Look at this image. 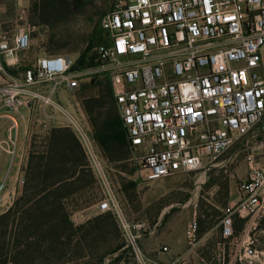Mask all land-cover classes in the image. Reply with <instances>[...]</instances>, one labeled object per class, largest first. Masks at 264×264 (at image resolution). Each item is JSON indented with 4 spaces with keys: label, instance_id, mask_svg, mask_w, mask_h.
I'll list each match as a JSON object with an SVG mask.
<instances>
[{
    "label": "built area",
    "instance_id": "2783aa9c",
    "mask_svg": "<svg viewBox=\"0 0 264 264\" xmlns=\"http://www.w3.org/2000/svg\"><path fill=\"white\" fill-rule=\"evenodd\" d=\"M100 27L94 62L83 65L64 53L27 57L36 27L25 7L17 9L12 28L0 31V121H9L11 162L19 114L38 108L65 115L98 166L91 139L57 93L83 90L101 78L111 85L125 143L144 181L207 168L264 117V0H115ZM237 189L239 199L219 222L218 259L262 264L264 155L248 159ZM106 212L116 217L122 250L144 264L140 240L157 224L128 220L111 191L96 204L95 214ZM236 222L243 224L239 231ZM199 230L191 218L184 231L188 250L198 244ZM170 251L168 244L159 249ZM171 258L165 264H190L188 253Z\"/></svg>",
    "mask_w": 264,
    "mask_h": 264
},
{
    "label": "rangeland",
    "instance_id": "374dc122",
    "mask_svg": "<svg viewBox=\"0 0 264 264\" xmlns=\"http://www.w3.org/2000/svg\"><path fill=\"white\" fill-rule=\"evenodd\" d=\"M2 2L0 31L14 26L17 9L21 7H25L28 21L36 27L27 57L33 58L44 52L70 54L73 58L84 54L87 64H92L93 47L102 36L101 20L115 0H19L18 5L16 0ZM109 86L108 79L101 78L83 90H59L57 93L63 107L77 118L91 139L98 166L89 160L65 115L50 110L44 115L38 108L21 110L20 133L24 129L22 115L26 113L24 110L28 112L22 160L27 152L29 163L31 153L36 152L35 164L40 153L50 146L49 161L63 169L58 175L70 174L79 157L80 146L86 167L76 173L64 190L67 194L64 211L69 213L74 229L70 237L62 239L64 244L56 247L49 238L45 218L35 220L36 223L29 221L24 214L27 209H22L27 206V199H35L32 206L37 203L41 199L37 195L42 190L38 187L37 168L31 171L27 185L26 166L22 194L27 185L29 198L21 200L9 213L5 214L9 209L0 213V258H7V264H121L129 261L128 253L122 249L113 252L116 246L123 244L114 214H95L96 204L111 191L128 220H140L152 228L157 224L152 235L140 240L142 249L145 242L154 243L159 249L168 244L173 253H188L189 258H206L209 264H224L218 259L219 222L224 209L239 199L237 187L246 176L248 159H260L264 155V117L248 134L236 138L207 168L144 181L125 142L113 141L103 146L97 136L100 133L107 140L108 123L119 117L114 99L109 97ZM5 125L1 120L2 133ZM60 129L66 130L65 133L51 135L52 130ZM81 206L83 208L79 209ZM80 210L82 213L78 215ZM193 217L200 225L199 242L188 250L184 231ZM27 224L34 226L30 236H25ZM242 227V223L236 222V230ZM258 233L259 243L264 244V222L258 225ZM118 254H121L119 259ZM229 260L227 255L225 264H229Z\"/></svg>",
    "mask_w": 264,
    "mask_h": 264
},
{
    "label": "trees",
    "instance_id": "16d2710c",
    "mask_svg": "<svg viewBox=\"0 0 264 264\" xmlns=\"http://www.w3.org/2000/svg\"><path fill=\"white\" fill-rule=\"evenodd\" d=\"M100 40L101 38L97 42H99ZM85 57L86 56L84 54L80 55L77 58V65L87 64ZM109 97L114 99L111 85L109 86ZM106 130H105V135L107 137V140H104L103 135L97 133V136L103 146H106L109 142H113V141L125 142L119 117L109 122ZM65 131L66 130L64 129L52 130L51 135L53 136L56 133H65ZM78 149L80 151L79 157L77 158L76 163H73L74 161L70 160V162L73 163L74 165L72 167V171L70 172V174L67 172L65 173V175H58L60 174V171H62L63 169L57 168L54 165V163L49 161L48 150L46 152L40 153L39 161L35 164L33 159L35 155L34 153L36 152H32L27 167V173L29 178L26 180V183L27 185L30 184L31 171L34 168H37V172H36L38 177L37 181L40 183V186L38 187L39 189H42L40 191V194H38L37 196H40L41 199L39 198L37 200V203H35L32 206V203L34 202L35 199H29V200L27 199L29 198L28 193L30 190L26 185L23 194L15 200L14 204L9 208L8 212L5 213L7 214L12 209H14V207L17 206L21 200L23 201L27 199L26 205L29 206V208H27V206L22 208V209H27L24 210V214L28 216L27 219L29 221L33 220L36 223V221L38 222L40 219L45 218L46 227L47 229L50 230L49 238L56 247H58L61 244H64L62 239L65 238V236L70 237L74 229L73 224L69 218V213L64 211L67 206V202H66L67 194L64 193L65 192L64 190L66 189V186L69 183H72L71 181L76 177V173L78 172L80 173L82 169L86 167L85 154L80 146H78ZM63 152H65V150ZM62 156L64 157L65 155L62 154ZM81 208L83 207L81 206L79 209ZM30 209L32 210L30 211ZM107 216L111 220L113 219L110 215ZM32 227H34L33 224L31 226L29 224L24 226L25 233H27V235L25 236H30L31 230H33ZM37 231L39 230L37 229ZM122 247L123 244L116 246L113 249V252L118 253L122 249ZM121 254H118L119 256L117 259H119ZM7 263H8L7 258H0V264H7Z\"/></svg>",
    "mask_w": 264,
    "mask_h": 264
},
{
    "label": "crops",
    "instance_id": "0c3cea01",
    "mask_svg": "<svg viewBox=\"0 0 264 264\" xmlns=\"http://www.w3.org/2000/svg\"><path fill=\"white\" fill-rule=\"evenodd\" d=\"M7 1V0H6ZM25 109V108H24ZM23 110V109H22ZM23 117L24 129L20 128L17 132V155L15 160L11 162V155L9 150L11 148L12 137L9 131V121L4 120L6 123L5 130L2 133V127L0 126V213H5L15 202V200L22 194V185L25 182L24 173H26V166H28V157L26 152L25 160H22V141L27 140V131H26V118L27 110ZM23 111V112H24ZM23 114V113H22ZM24 141V142H25ZM35 142V141H34ZM5 211V212H4ZM82 210L78 211L77 214L81 215ZM150 242H145L143 247V253L145 258H143L144 264H165L167 263L173 255H177L172 252L170 248L169 254H161L159 248ZM153 248V252L150 250ZM114 259V258H113ZM190 264H209L206 258H189ZM121 264H137L132 259L127 262H121Z\"/></svg>",
    "mask_w": 264,
    "mask_h": 264
}]
</instances>
